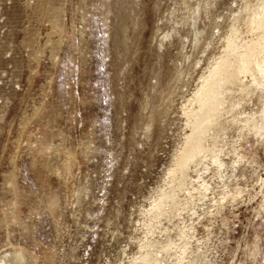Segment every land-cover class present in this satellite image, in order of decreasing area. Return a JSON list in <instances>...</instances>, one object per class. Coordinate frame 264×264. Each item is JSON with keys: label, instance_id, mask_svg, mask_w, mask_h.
I'll return each instance as SVG.
<instances>
[{"label": "rangeland", "instance_id": "374dc122", "mask_svg": "<svg viewBox=\"0 0 264 264\" xmlns=\"http://www.w3.org/2000/svg\"><path fill=\"white\" fill-rule=\"evenodd\" d=\"M256 2L0 0L3 264H264V140H238L262 93L235 63L176 163L183 109Z\"/></svg>", "mask_w": 264, "mask_h": 264}, {"label": "bare ground", "instance_id": "6f19581e", "mask_svg": "<svg viewBox=\"0 0 264 264\" xmlns=\"http://www.w3.org/2000/svg\"><path fill=\"white\" fill-rule=\"evenodd\" d=\"M246 1V0H245ZM246 3V2H244ZM196 12V11H195ZM241 12H245V19L243 24H247V30L253 33L254 39L252 41V44L254 46H259L260 51L257 56L254 57L253 61L250 58L249 53L247 50L249 49L248 45H246V41L242 43L240 38V31H238V27L236 25L237 21L239 20V17L241 18ZM239 14L236 13V15L233 16L232 23L230 24V29L228 31V35L225 37V47L223 53H219V57L214 58L216 61L215 71H213L208 79H204L202 77V82L200 86L198 85L196 92L192 95V98H189V106L183 109V113L186 115V128L188 127V134L184 139V145L182 146L180 150V157L177 160V165H183L186 164V159L193 155L194 153H197L201 149L204 148V144L202 143L203 136L201 135V132L203 129L208 127V121L209 117L213 116L214 111L206 109L205 105L207 101H210V105L214 108H217L218 100L221 101L222 98H219L218 100L215 97V93L221 83V81L228 76V69L227 67L231 63H235L237 66L238 73H243L244 75H249L254 82L258 83L260 86V92L262 93V105L259 108V110L253 113H250V116H247L242 121V129H240V136L238 137V140L241 141V139L244 137V133L252 132L254 135L258 137H263L262 140H264V0H257V2L254 4V6L250 7L248 4H245ZM243 17V16H242ZM240 25V24H239ZM245 30V29H244ZM197 38H195V41ZM252 64V65H251ZM212 65V64H211ZM259 105V104H258ZM255 113L257 115H255ZM151 123V122H150ZM149 123V124H150ZM148 124V126H149ZM151 125V124H150ZM193 129H197V133L192 135L191 132ZM257 141V140H256ZM242 145V143H241ZM253 147V146H252ZM208 151H212V148L207 147ZM241 150V148H240ZM232 153L233 155H236L235 159H232L230 163L238 164L240 161H242L244 158H246L242 153L238 155L235 151H227L226 154ZM214 162L218 164L220 168H224V166L227 161H221L219 158L214 157ZM179 168V167H178ZM219 168V169H220ZM227 168V167H225ZM174 171H170V173H173ZM219 175L221 176V173L219 172ZM207 184H205V188L207 189ZM236 188V187H235ZM236 190V189H235ZM234 191V190H233ZM243 189H237L235 193L237 195H241ZM229 194V193H228ZM232 196V193H231ZM167 197H174V194H168L165 190L161 192V194L156 198L153 202L152 209H155L158 207V205L161 204V202L167 198ZM227 197V196H226ZM224 194L221 195V200H227ZM237 198V197H236ZM230 199V198H229ZM232 200V199H231ZM263 201V200H262ZM261 201V202H262ZM264 203V202H263ZM216 204V202H215ZM264 209V208H263ZM150 211V210H149ZM186 211V209H185ZM147 213H149L147 211ZM152 213V212H151ZM149 216V215H148ZM154 217V215H153ZM184 236V235H183ZM191 240V239H190ZM171 243V242H168ZM190 243V242H189ZM149 244V243H148ZM173 245V243H171ZM170 244V245H171ZM166 249V248H163ZM183 253H186V247L182 249ZM148 255V253H147ZM148 257V256H147ZM184 257V256H183ZM134 259V257L132 258ZM145 259V258H144ZM152 259H154L156 262L161 263L162 261L159 259L158 256H154ZM182 257L178 258V262L175 264H179L181 262ZM149 260L148 262H150ZM147 262V263H148ZM0 264H3V261H0Z\"/></svg>", "mask_w": 264, "mask_h": 264}]
</instances>
